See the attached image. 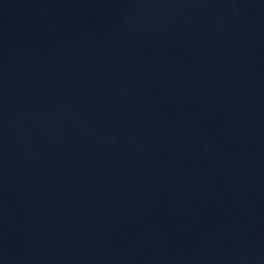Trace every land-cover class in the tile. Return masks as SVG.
Wrapping results in <instances>:
<instances>
[{"label": "water", "instance_id": "water-1", "mask_svg": "<svg viewBox=\"0 0 264 264\" xmlns=\"http://www.w3.org/2000/svg\"><path fill=\"white\" fill-rule=\"evenodd\" d=\"M0 264H264V0H0Z\"/></svg>", "mask_w": 264, "mask_h": 264}]
</instances>
